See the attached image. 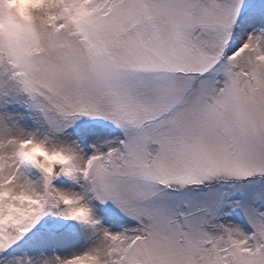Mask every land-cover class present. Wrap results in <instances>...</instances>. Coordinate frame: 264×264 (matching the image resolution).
Instances as JSON below:
<instances>
[{
    "label": "snow or ice",
    "instance_id": "obj_1",
    "mask_svg": "<svg viewBox=\"0 0 264 264\" xmlns=\"http://www.w3.org/2000/svg\"><path fill=\"white\" fill-rule=\"evenodd\" d=\"M0 264H264V0H0Z\"/></svg>",
    "mask_w": 264,
    "mask_h": 264
}]
</instances>
